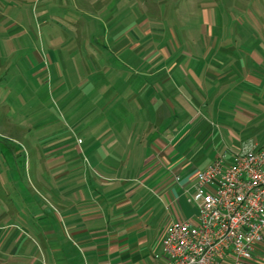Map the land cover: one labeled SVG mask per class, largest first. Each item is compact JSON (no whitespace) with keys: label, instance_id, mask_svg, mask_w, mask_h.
<instances>
[{"label":"rangeland","instance_id":"rangeland-1","mask_svg":"<svg viewBox=\"0 0 264 264\" xmlns=\"http://www.w3.org/2000/svg\"><path fill=\"white\" fill-rule=\"evenodd\" d=\"M164 78L162 101L173 80L195 90L147 113L167 143L150 183L175 182L190 217L175 181L188 163L264 145V0H0V207L46 201L44 187L63 182L54 174L88 169L114 138L134 136L127 89L146 94ZM153 200L162 225L172 209Z\"/></svg>","mask_w":264,"mask_h":264},{"label":"crops","instance_id":"crops-1","mask_svg":"<svg viewBox=\"0 0 264 264\" xmlns=\"http://www.w3.org/2000/svg\"><path fill=\"white\" fill-rule=\"evenodd\" d=\"M182 80H173L174 88L173 84L169 87L172 94L163 101L165 78L157 88L149 85L146 94L129 87L127 101L134 108L128 109L131 114L126 110L127 126L134 129V136L114 138L111 146H106L107 152L89 159L88 169L54 174L63 182L44 187L46 201L0 207V264H161L155 255L161 248L165 223L187 216L175 182L169 190L161 181L150 183L156 176L151 160L159 157L158 146L166 142L161 121L156 124L147 118L148 114L160 117L167 102L175 105L174 95L184 96L186 86L195 90L190 80ZM192 80L197 82L195 77ZM183 128L173 132V145L185 134L180 133ZM129 163L133 165L131 171L127 169ZM193 169L188 163L175 181L185 186ZM155 196L167 199L168 210L173 213L162 225L155 222L152 212ZM263 255L264 240L256 246L252 264H261Z\"/></svg>","mask_w":264,"mask_h":264},{"label":"built area","instance_id":"built-area-1","mask_svg":"<svg viewBox=\"0 0 264 264\" xmlns=\"http://www.w3.org/2000/svg\"><path fill=\"white\" fill-rule=\"evenodd\" d=\"M183 193L195 213L165 224L161 264H252L264 240V145L244 141L217 154L195 168Z\"/></svg>","mask_w":264,"mask_h":264}]
</instances>
